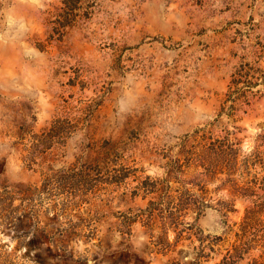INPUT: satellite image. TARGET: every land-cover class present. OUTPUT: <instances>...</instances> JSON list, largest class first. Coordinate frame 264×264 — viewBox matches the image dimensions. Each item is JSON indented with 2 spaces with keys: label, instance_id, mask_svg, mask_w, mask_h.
I'll return each mask as SVG.
<instances>
[{
  "label": "rangeland",
  "instance_id": "1",
  "mask_svg": "<svg viewBox=\"0 0 264 264\" xmlns=\"http://www.w3.org/2000/svg\"><path fill=\"white\" fill-rule=\"evenodd\" d=\"M249 208L245 260L264 0H0V264H213Z\"/></svg>",
  "mask_w": 264,
  "mask_h": 264
},
{
  "label": "trees",
  "instance_id": "2",
  "mask_svg": "<svg viewBox=\"0 0 264 264\" xmlns=\"http://www.w3.org/2000/svg\"><path fill=\"white\" fill-rule=\"evenodd\" d=\"M194 203V208L196 209L197 217L203 215L204 211L208 207H213L212 204L208 202H203L201 198L195 199ZM217 209L221 210L222 208L220 207ZM256 212L257 211L250 208L244 212L243 217L239 221L238 227L234 232L235 239L231 243V247L227 248L226 252L222 255V257L218 261H215L213 264H264V248L257 255H253L250 260H245V255L250 254L249 249L251 247L249 245V239L245 238L246 230L249 226H251ZM223 214L227 216L226 211H224ZM230 230L231 228H226L225 231L228 232ZM210 249L214 250L212 246H210ZM205 255L209 257L208 255L210 254L209 252H207ZM197 259L199 258L197 257ZM197 264H199V262H197Z\"/></svg>",
  "mask_w": 264,
  "mask_h": 264
}]
</instances>
